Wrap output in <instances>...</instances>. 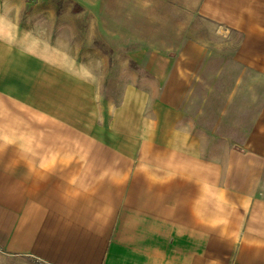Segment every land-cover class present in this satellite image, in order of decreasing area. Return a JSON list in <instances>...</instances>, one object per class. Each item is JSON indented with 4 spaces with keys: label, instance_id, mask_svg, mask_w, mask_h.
I'll list each match as a JSON object with an SVG mask.
<instances>
[{
    "label": "crops",
    "instance_id": "obj_1",
    "mask_svg": "<svg viewBox=\"0 0 264 264\" xmlns=\"http://www.w3.org/2000/svg\"><path fill=\"white\" fill-rule=\"evenodd\" d=\"M104 8L0 0V264H264V98L230 123L264 81V0H200L240 41L197 90L140 49L112 102L77 39Z\"/></svg>",
    "mask_w": 264,
    "mask_h": 264
},
{
    "label": "rangeland",
    "instance_id": "obj_2",
    "mask_svg": "<svg viewBox=\"0 0 264 264\" xmlns=\"http://www.w3.org/2000/svg\"><path fill=\"white\" fill-rule=\"evenodd\" d=\"M199 2L105 0L100 24L83 28V35L80 27L81 34L77 36L80 57L88 55V60L84 62L91 63L90 69L97 71L100 67L103 71L104 76H97L105 82L100 91L101 99L110 98L111 102L117 100L128 76L131 73L141 74L142 71L136 70L138 67L132 64L136 50L164 49L170 52L174 60L171 79L176 85L178 78L181 79L179 82H184L188 92H194L203 79H208L205 77L213 59L219 56V59L232 57L239 44L240 34L200 16L197 12ZM82 22L81 18L78 19L79 24ZM62 45L65 47V42ZM246 75L252 90L238 92L234 104L236 110L233 109L230 123L235 122L236 117L238 122L243 117L246 119L248 109L253 121L264 98L263 79L252 71ZM234 81L236 76L230 80L231 83ZM241 106L245 108L244 111H240ZM214 115L216 117L217 113ZM216 150H221V147Z\"/></svg>",
    "mask_w": 264,
    "mask_h": 264
},
{
    "label": "trees",
    "instance_id": "obj_3",
    "mask_svg": "<svg viewBox=\"0 0 264 264\" xmlns=\"http://www.w3.org/2000/svg\"><path fill=\"white\" fill-rule=\"evenodd\" d=\"M102 117H103L102 122L104 124H107L110 119V114H109L108 108L105 106H102Z\"/></svg>",
    "mask_w": 264,
    "mask_h": 264
}]
</instances>
